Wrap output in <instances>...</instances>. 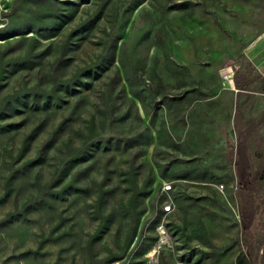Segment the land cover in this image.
Returning <instances> with one entry per match:
<instances>
[{
    "label": "rangeland",
    "instance_id": "1",
    "mask_svg": "<svg viewBox=\"0 0 264 264\" xmlns=\"http://www.w3.org/2000/svg\"><path fill=\"white\" fill-rule=\"evenodd\" d=\"M27 25L41 34L8 37ZM236 78L252 79L241 97ZM238 104L248 120L264 111V0H15L0 19V264H145L129 243L146 223L157 237L162 182L177 184L167 264H241ZM101 135L123 141L97 150ZM71 154L84 170L72 190Z\"/></svg>",
    "mask_w": 264,
    "mask_h": 264
},
{
    "label": "trees",
    "instance_id": "2",
    "mask_svg": "<svg viewBox=\"0 0 264 264\" xmlns=\"http://www.w3.org/2000/svg\"><path fill=\"white\" fill-rule=\"evenodd\" d=\"M37 3L39 0H33ZM15 3V2H14ZM14 5V4H13ZM13 7V6H12ZM70 14L67 17L63 13L58 14L55 19V25L52 27L45 28L48 30V33L45 34L46 38L55 37L59 34L61 27L66 24L68 21L74 18L77 9L74 7L70 8ZM10 12L4 17H8ZM0 19H3L0 16ZM2 21V20H1ZM27 31L35 32L37 34H41L40 30L36 28L34 25H27L23 27V29H13L8 37H14L17 35H23ZM115 55V51H113V56ZM115 57V56H114ZM260 78V77H258ZM252 79H247L244 82H241L238 78H236V86L239 90L238 96L241 97L242 91L247 90L249 85L251 84ZM157 84L162 87V79L159 78ZM167 96L164 95L163 99L168 100V105L170 107H175L181 104V101L184 100L183 96L178 99H167ZM193 98L196 96H192ZM55 102L56 106H60L63 101V97L61 96H53L51 97ZM48 99V98H47ZM165 100V101H166ZM49 101L45 102L46 104ZM15 105V104H14ZM182 105V104H181ZM16 106H14L15 109ZM4 110V109H2ZM1 110V111H2ZM69 121V119H63L59 122L58 126L54 128L53 134L44 144V152L41 151L39 154L37 161L41 159L43 162H47V158L44 156L49 155L50 151L57 145L60 141L61 133L60 131L63 129L65 124ZM234 128L238 138V148H237V174H238V182L239 186L237 188L238 198L240 201L239 206V217L241 224V233H240V253L238 255V262L241 264H264V136L261 139H258L255 135L256 131L264 129V111L258 118H253L248 120L244 117L241 112V105L236 106V112L234 116ZM35 132V129L31 131L30 137H26L23 141L22 149L26 151H30V146L32 145V135ZM141 138L145 141L146 145H149L151 142L150 136L147 138L144 135H140ZM28 138V139H27ZM139 137L130 138L132 141H137ZM30 140V144H29ZM126 140V139H125ZM124 140V141H125ZM123 140L119 138H112L109 136H102L100 138H96L95 144L96 149H101L102 146L108 147L109 145L113 147L119 146ZM134 143V142H133ZM144 153L145 150H141ZM79 156H73L71 154L68 158H66L61 166V183L67 185L68 189L77 188V182L79 181V176L81 173H84V170L79 171V174H72V169L81 163ZM37 163V162H36ZM85 175H88L90 172L85 168ZM162 176H167V173L163 170ZM79 175V176H78ZM201 180H207L203 177V173L201 172ZM178 177L176 174H173L171 178L173 180ZM198 177V176H197ZM72 178V179H71ZM82 180V177L80 178ZM163 184V182H162ZM172 187H175L177 184L173 183ZM162 188V186H161ZM84 189V187H83ZM162 192V190H161ZM150 191L145 192V196L150 195ZM160 199H164V196H159ZM144 209L142 213H144ZM162 209L157 208L156 214L153 220L149 222L152 229H155L157 223L161 219ZM10 220L6 218L0 221V224L8 223ZM147 226L148 223L141 227L140 232L133 235L134 239L129 243V247L131 246L129 254L137 255L138 257H145L146 253L150 250L152 245L154 244L156 237L147 236ZM125 255V254H124ZM123 256L120 257L122 259ZM162 264H167L165 261L164 253L161 256ZM145 263V261H144Z\"/></svg>",
    "mask_w": 264,
    "mask_h": 264
},
{
    "label": "built area",
    "instance_id": "3",
    "mask_svg": "<svg viewBox=\"0 0 264 264\" xmlns=\"http://www.w3.org/2000/svg\"><path fill=\"white\" fill-rule=\"evenodd\" d=\"M14 2L15 0H0V16L4 18L11 11ZM224 73L230 84H234V68H226ZM172 186V183L163 182L162 184V193L164 194V199L161 203V219L156 226L158 235L154 244L145 255V264H162V253H164V250L171 244L170 242L172 239L165 223L167 217L172 214L176 208L171 195V192L173 191Z\"/></svg>",
    "mask_w": 264,
    "mask_h": 264
}]
</instances>
